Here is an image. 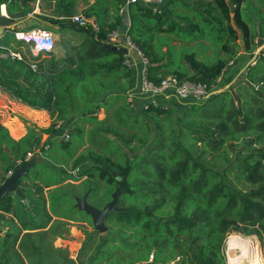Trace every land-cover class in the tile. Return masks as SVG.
<instances>
[{
  "label": "trees",
  "instance_id": "16d2710c",
  "mask_svg": "<svg viewBox=\"0 0 264 264\" xmlns=\"http://www.w3.org/2000/svg\"><path fill=\"white\" fill-rule=\"evenodd\" d=\"M42 1L37 15L38 0H0L15 22L11 31L44 27L81 38L62 58L50 52L18 60L0 37V89L14 101L48 112L52 120L50 128L25 121L27 134L19 140L0 124V184L27 162L29 153L46 156L61 123L70 130L63 146L77 137L79 148L86 150L77 157L61 154L72 169L55 162L61 171L58 181L33 174L38 184L24 188L31 194L24 203L14 193L0 203V225L6 230L0 235V264H226L224 248L231 234L257 235L263 241L264 59L230 84L238 73L230 62H238L240 45L247 54L256 49L257 34L243 13L247 0H166L160 13L136 3L129 18L119 13L126 0ZM79 13L97 28L70 20ZM258 26L264 33V22ZM118 27L148 58L152 81L159 84L160 72L173 67L177 78L207 85L208 97L185 99L191 101L176 118L169 104L145 107L150 98L139 95L129 100L130 92L139 91L141 69L128 67L126 52L113 49L125 47L123 39H109ZM174 40L187 50L188 44L199 49L176 55ZM207 45L226 57L212 64L200 59ZM133 59L138 63L136 55ZM157 99L166 101L165 96ZM102 109L106 115L100 119ZM43 133L49 135L46 141ZM103 182L109 189L96 207L103 208L117 189L121 194L118 210L106 219V234L100 235L91 217L78 214L73 197L89 190L96 196ZM67 202L73 205L64 210ZM74 222L93 228H85L77 260L68 248L54 245L68 240ZM259 262L264 264L261 252Z\"/></svg>",
  "mask_w": 264,
  "mask_h": 264
},
{
  "label": "rangeland",
  "instance_id": "374dc122",
  "mask_svg": "<svg viewBox=\"0 0 264 264\" xmlns=\"http://www.w3.org/2000/svg\"><path fill=\"white\" fill-rule=\"evenodd\" d=\"M84 7L81 6V10H83ZM81 12V11H80ZM243 13L245 18L247 19V21L250 24L251 30L252 32L256 35V33L259 30V26L261 23L264 22V0H247L244 5H243ZM82 14V13H81ZM84 15V14H83ZM56 35V55L58 56V58H62L66 53H68V50L70 48H72V43L77 42V40L79 38H81V36L77 37H71L73 36L72 34L68 35V36H64V35H59V34H55ZM3 39L8 42L9 45V49L10 50H15L18 49L19 51L28 53L30 51L28 46H25L23 44H19L17 43V41L15 40L14 36L12 33H8L6 34ZM173 44H176V46L178 47L177 51L175 50V54L176 55H183L184 53L188 52L189 49L197 51L199 48L198 46H195V44H188V50L185 48V46L182 42H178L176 40L173 41ZM209 46V45H207ZM241 49L237 54V59L238 62L237 63H233L230 62V66H232L233 71H238V73L235 75V77L233 78V80L230 82L234 83L235 80L238 78V76L240 75V73L247 68V66H254L253 62H251L252 55L251 54H247L243 51V46L240 45ZM194 47V48H193ZM164 50H167V47H164ZM201 51V50H199ZM220 57H226L219 49H216L212 46H209L208 49L206 50V53L204 55L200 56V59H203L204 61H206L209 64H212L214 62H216ZM184 62L186 63V59L184 58ZM174 68H168V69H164L160 72V75L163 78L175 75L174 74ZM230 76V74H226V78H228ZM227 87L224 89L229 88L228 85H226ZM224 89H221V91H223ZM2 95V96H1ZM175 98H171V100L169 101V105L171 106L170 108H172V110L174 111V116L175 118L182 114L184 112V110L186 109V106L189 104V101H184V102H177L175 101ZM19 102L14 101L11 99V97L7 94H5L4 92H2V90L0 89V124H2V126L6 127L10 133V135L16 139L19 140L21 138H23L26 134H27V128L25 127V121H29L30 123H35L37 124L38 127L40 128H50V124L52 123L51 117L49 115L50 120L45 119L43 117H40L38 115L34 116L33 114H29L27 112V110L23 107H20L18 105ZM21 104V103H19ZM24 105V104H23ZM35 110V109H34ZM48 113V112H47ZM49 114V113H48ZM105 109H102L99 113H98V117L100 119L105 118ZM62 124V123H61ZM66 126V124H63ZM68 132H70L69 127L67 126L65 128ZM61 131H58V134H53V138H51L49 144L51 147V150L49 152H46V156L44 155H34L33 157L38 161V159H40L39 163L37 165H35V167L32 169L31 171V178L28 181H23L21 184V189L24 190V188H29V189H35V187L37 186L36 183L32 181L34 179L33 174H38L40 175L39 177H41L42 179H52L55 181H58L60 179L61 176V171L59 170L60 168L55 166L54 163L55 162H59V163H63L64 160L61 159V154L65 153V155H71L74 154L76 157L79 156L80 154H82L83 152H85V148L86 147H80L79 148V139L77 137H73L71 143L67 146L64 147L63 145V138L61 136V133H59ZM56 135V136H55ZM43 137V141H46L47 139H49V135L43 133L42 134ZM67 141V140H66ZM48 149V148H46ZM32 157V158H33ZM45 162V164H41ZM53 163V164H51ZM0 164H3V161L0 159ZM67 163H63L62 165L65 166L66 169H68L69 171H71L72 169V163L69 162V164ZM2 168V167H1ZM73 172V171H72ZM77 172H73V174H76ZM97 181L99 183V181L97 179L94 180V182ZM38 184V183H37ZM94 184H97L96 182ZM101 185V184H100ZM103 187H100V191L99 193L95 196L94 194L91 195L88 199L89 203L93 206H97V204L101 205L103 202L100 200V196L102 195V191H106L107 189H109V185L103 182ZM95 185H93V187L91 189H95ZM82 190H84L85 192V186L81 187ZM64 191L68 190L66 188H63ZM44 194L46 197H48L49 195V191L48 188L44 187ZM26 195L27 198L31 197L30 191L26 190ZM20 199V198H19ZM14 203H15V207L22 210V206L19 203L18 198L14 197ZM73 205V202H67L65 203V205L63 206V209L66 210L69 208V206L71 207ZM79 215H81L84 219H88L86 214H83L81 212H78ZM85 228L92 232L93 228L89 225H87L86 223H79V222H74L72 223L71 226V230H70V235L68 236V240H58L56 242V244L59 246H62L63 248H68L69 250V255L72 259L77 260V256L78 253L80 251V249L82 248L83 242L86 238V234H84ZM100 235H105L100 233ZM253 237L256 239V245L258 248V253L261 255L264 259V240L262 241L261 239H259V237L257 235H253ZM227 241V240H226ZM226 244V243H225ZM226 245L224 248V252L226 255Z\"/></svg>",
  "mask_w": 264,
  "mask_h": 264
},
{
  "label": "built area",
  "instance_id": "2783aa9c",
  "mask_svg": "<svg viewBox=\"0 0 264 264\" xmlns=\"http://www.w3.org/2000/svg\"><path fill=\"white\" fill-rule=\"evenodd\" d=\"M166 0H126V2L120 7V15L129 18V8L132 4L142 3L146 7L153 9L155 13H160L162 7L164 6ZM1 15H8L6 5H1L0 8ZM71 21L78 24L81 27H85L88 24H92L97 28L95 21L92 18L79 13L70 18ZM12 33L15 40L19 44L28 46L30 51L28 53L19 51L18 49L10 50V55L18 60H23L25 57L30 59H38L45 57L48 53L54 52L56 49V35L49 29L44 27H36L30 30H20V31H9ZM109 39L112 42H119L123 39L125 44V49L127 53L125 55V63L131 69L137 64H141V78L139 83V94L130 92L129 100L135 101V95L142 97H149L150 100L144 103L143 106L147 107L152 104L155 107L165 106L167 107L171 98L178 99H194L196 101H202L208 97L209 91L207 85L197 82H192L189 80H181L176 76L172 75L163 78L159 84H156L150 79L148 66L149 60L145 57L143 52L132 42L131 37L128 32H122L121 28H116L109 34ZM258 49L254 52L251 62L255 65L259 58L264 59V38L258 42ZM133 55L137 56L138 63L133 59ZM36 68V66H32ZM159 96H165V102L160 103L157 99ZM56 130L61 131V136L64 140L70 138L69 132L61 126V124L56 126ZM33 153H29L26 160H30L33 157ZM20 163V162H19ZM14 170H11L6 175L9 178L13 174ZM24 202V200H22ZM1 231V227H0ZM227 249V247H226ZM226 264H234L226 250Z\"/></svg>",
  "mask_w": 264,
  "mask_h": 264
},
{
  "label": "water",
  "instance_id": "95a60500",
  "mask_svg": "<svg viewBox=\"0 0 264 264\" xmlns=\"http://www.w3.org/2000/svg\"><path fill=\"white\" fill-rule=\"evenodd\" d=\"M231 12L234 13L235 9L232 4H230ZM15 26V22L8 15H0V37H4L12 28ZM121 49L127 53V50L123 47H113V49ZM33 157L20 167L13 171V174L3 183L0 184V203L3 202L11 193L17 195L20 199H26V194L24 190L18 186L19 180L27 178L31 173L32 169L39 163ZM91 190H89L83 197L74 196L75 207L80 212H84L86 215L91 217L93 226L100 233L106 234L107 226L106 219L108 215L118 210L119 197L121 194V189H117L112 195V200L108 202L103 208H98L91 205L88 201Z\"/></svg>",
  "mask_w": 264,
  "mask_h": 264
},
{
  "label": "bare ground",
  "instance_id": "6f19581e",
  "mask_svg": "<svg viewBox=\"0 0 264 264\" xmlns=\"http://www.w3.org/2000/svg\"><path fill=\"white\" fill-rule=\"evenodd\" d=\"M256 244V239L253 236L231 234L226 241L231 261L234 264H260Z\"/></svg>",
  "mask_w": 264,
  "mask_h": 264
},
{
  "label": "crops",
  "instance_id": "0c3cea01",
  "mask_svg": "<svg viewBox=\"0 0 264 264\" xmlns=\"http://www.w3.org/2000/svg\"><path fill=\"white\" fill-rule=\"evenodd\" d=\"M43 1L42 0H38V2H37V4H36V8H35V14H37V15H40L41 14V12H42V8H43ZM244 5V4H243ZM264 32V31H263ZM54 33V32H53ZM55 34V33H54ZM257 35V37L255 38V43H256V49H255V51L258 49V47H259V45H258V42L260 43V40L261 39H263V35H261V34H264V33H261V31H259L258 30V32L256 33ZM68 35H70V34H66V36H68ZM65 36V35H64ZM56 47H57V45H56ZM254 51V52H255ZM55 52V51H54ZM254 52L252 53V54H254ZM251 54V55H252ZM251 57H253V55L251 56ZM141 64L139 63L138 64V68L139 69H141ZM140 71V70H139ZM138 94H139V92H137ZM2 96V95H1ZM18 105L20 106V107H23V108H25L26 110H27V112L29 113V114H33L34 116H36V115H38V116H40V117H43V118H45V119H48V120H50V118H49V114L46 112V111H38V110H34V109H32V108H30V107H28V106H26V105H23V104H19L18 103ZM8 174V173H7ZM6 174V175H7ZM21 187V186H20ZM15 195V194H14ZM26 199H27V197H26ZM23 199H21V201H22ZM24 203V202H23ZM27 210H30V209H27ZM32 212V211H31ZM0 214H1V211H0ZM12 216L11 215H6V218L7 219H10ZM16 220V219H15ZM17 221V220H16ZM0 227H1V225H0ZM6 234V230L5 229H3L2 227H1V231H0V235L1 236H4ZM58 240H63V239H58ZM57 240V241H58ZM56 241V242H57ZM56 242L54 243V245L55 246H58L57 244H56ZM226 245V244H225ZM60 246V245H59Z\"/></svg>",
  "mask_w": 264,
  "mask_h": 264
}]
</instances>
